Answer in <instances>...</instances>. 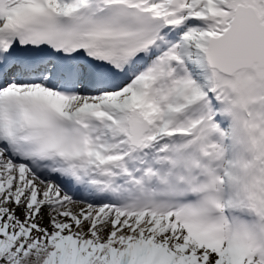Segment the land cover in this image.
<instances>
[{
  "label": "snow or ice",
  "instance_id": "obj_1",
  "mask_svg": "<svg viewBox=\"0 0 264 264\" xmlns=\"http://www.w3.org/2000/svg\"><path fill=\"white\" fill-rule=\"evenodd\" d=\"M0 264H264V0H0Z\"/></svg>",
  "mask_w": 264,
  "mask_h": 264
}]
</instances>
